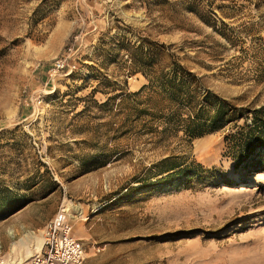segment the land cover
Masks as SVG:
<instances>
[{"label":"rangeland","instance_id":"rangeland-1","mask_svg":"<svg viewBox=\"0 0 264 264\" xmlns=\"http://www.w3.org/2000/svg\"><path fill=\"white\" fill-rule=\"evenodd\" d=\"M69 47L75 70L49 77ZM167 55L200 91L260 107L264 0H0L6 264H27L62 207L83 264H264V171L234 168L224 141L232 126L188 141L148 135L143 118L133 121L127 96L147 84L140 63ZM170 155L212 177L191 187L139 184ZM25 235L37 243L28 238L9 257Z\"/></svg>","mask_w":264,"mask_h":264},{"label":"trees","instance_id":"trees-1","mask_svg":"<svg viewBox=\"0 0 264 264\" xmlns=\"http://www.w3.org/2000/svg\"><path fill=\"white\" fill-rule=\"evenodd\" d=\"M167 59L166 63L160 59L140 63L147 84L127 96L131 105H135L133 121L143 118L142 127L148 135L164 137L181 133L188 141L231 125L232 131L224 141L234 168L243 167L250 173L264 171V104L258 108L237 107L208 90L200 91L199 79L193 73L171 55ZM142 93L145 98L139 99ZM136 105L143 108L136 109ZM240 120L243 123L237 125ZM211 172L183 156L170 155L152 164L139 184L191 187L194 182L211 178Z\"/></svg>","mask_w":264,"mask_h":264},{"label":"built area","instance_id":"built-area-1","mask_svg":"<svg viewBox=\"0 0 264 264\" xmlns=\"http://www.w3.org/2000/svg\"><path fill=\"white\" fill-rule=\"evenodd\" d=\"M71 54L72 47H69L50 64L47 75L67 76L73 72L75 65L70 58ZM96 251L99 252V249ZM85 258L86 251L82 242L72 236L66 216L58 213L45 226L41 248L29 258L27 264H83ZM0 264H5L2 256Z\"/></svg>","mask_w":264,"mask_h":264},{"label":"bare ground","instance_id":"bare-ground-1","mask_svg":"<svg viewBox=\"0 0 264 264\" xmlns=\"http://www.w3.org/2000/svg\"><path fill=\"white\" fill-rule=\"evenodd\" d=\"M68 211H69V209H68L67 207H62V208L60 209V213H67ZM8 234H9V235H12L11 232H8ZM28 238L31 239L34 243H37V241H38V239L35 238V237H33V236L25 235L24 238H23L24 240L19 239L18 242H16V243H12V244L10 245L9 252H8V256H9V257H11V256H13V255H17V256H18V254H19V249H20V248L23 249V248L25 247V245H27V244H24V241L28 242ZM42 243H43V239H42ZM37 245H38V246H37V250H39V249L41 248L40 245H42V244H41V242H39ZM20 253H22L21 250H20ZM20 257H21V259H22V261H23V256H20ZM11 259H12V258H11ZM17 260H18V259H17ZM19 261H20V260H19ZM4 262H5V260H4ZM5 264H6V262H5ZM13 264H15V263H13Z\"/></svg>","mask_w":264,"mask_h":264},{"label":"crops","instance_id":"crops-1","mask_svg":"<svg viewBox=\"0 0 264 264\" xmlns=\"http://www.w3.org/2000/svg\"><path fill=\"white\" fill-rule=\"evenodd\" d=\"M13 243H16V242H13ZM11 244H12V243H11ZM11 244H10V245H11ZM9 248H10V246H9Z\"/></svg>","mask_w":264,"mask_h":264}]
</instances>
